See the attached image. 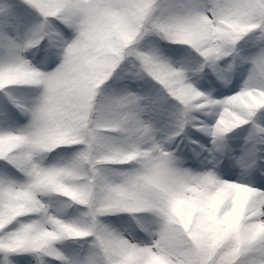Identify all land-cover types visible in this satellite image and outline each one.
I'll list each match as a JSON object with an SVG mask.
<instances>
[{
	"label": "snow or ice",
	"instance_id": "snow-or-ice-1",
	"mask_svg": "<svg viewBox=\"0 0 264 264\" xmlns=\"http://www.w3.org/2000/svg\"><path fill=\"white\" fill-rule=\"evenodd\" d=\"M0 264H264V0H0Z\"/></svg>",
	"mask_w": 264,
	"mask_h": 264
}]
</instances>
